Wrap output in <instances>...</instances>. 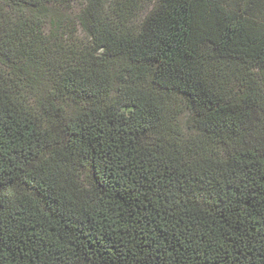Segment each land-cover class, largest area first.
Returning <instances> with one entry per match:
<instances>
[{
    "label": "trees",
    "instance_id": "1",
    "mask_svg": "<svg viewBox=\"0 0 264 264\" xmlns=\"http://www.w3.org/2000/svg\"><path fill=\"white\" fill-rule=\"evenodd\" d=\"M75 1L0 0V264H264V0Z\"/></svg>",
    "mask_w": 264,
    "mask_h": 264
},
{
    "label": "rangeland",
    "instance_id": "2",
    "mask_svg": "<svg viewBox=\"0 0 264 264\" xmlns=\"http://www.w3.org/2000/svg\"><path fill=\"white\" fill-rule=\"evenodd\" d=\"M85 0H76L75 3L70 7V9L64 10V12H59V18L66 20L67 24L69 23V28L67 30V41L73 43L76 46H83L89 42L88 37L84 33L83 28L76 23V18L79 15L80 8L83 6ZM77 27V28H74ZM49 28V26H48ZM175 113L181 114L178 118L181 126H186L187 113L185 108L181 106L175 109Z\"/></svg>",
    "mask_w": 264,
    "mask_h": 264
}]
</instances>
